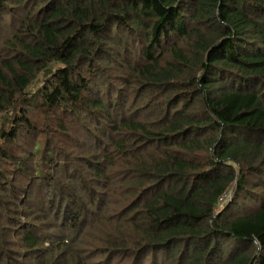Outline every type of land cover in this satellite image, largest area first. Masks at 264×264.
<instances>
[{"label": "trees", "instance_id": "obj_1", "mask_svg": "<svg viewBox=\"0 0 264 264\" xmlns=\"http://www.w3.org/2000/svg\"><path fill=\"white\" fill-rule=\"evenodd\" d=\"M0 264H264V0H0Z\"/></svg>", "mask_w": 264, "mask_h": 264}, {"label": "rangeland", "instance_id": "obj_2", "mask_svg": "<svg viewBox=\"0 0 264 264\" xmlns=\"http://www.w3.org/2000/svg\"><path fill=\"white\" fill-rule=\"evenodd\" d=\"M226 196H227V198H229L230 197V194L229 195H227V194H225L224 196H223V198L221 197V200L219 201V203H220V208H221V206L224 204V201L226 200ZM219 208V209H220Z\"/></svg>", "mask_w": 264, "mask_h": 264}]
</instances>
